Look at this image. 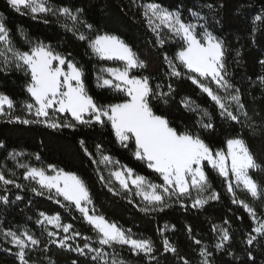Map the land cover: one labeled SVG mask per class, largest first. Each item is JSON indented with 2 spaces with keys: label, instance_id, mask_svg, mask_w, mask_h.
<instances>
[{
  "label": "trees",
  "instance_id": "16d2710c",
  "mask_svg": "<svg viewBox=\"0 0 264 264\" xmlns=\"http://www.w3.org/2000/svg\"><path fill=\"white\" fill-rule=\"evenodd\" d=\"M48 2L54 8L68 7L73 13L77 8H82L84 11L80 15V20L92 24L94 32H89L82 23L79 26L74 25L62 16L44 15L33 19L30 15L15 12L7 4V0H0V16L10 30L14 48L26 51L34 43L42 42L51 46L55 52L67 56L83 68L88 94L97 104L104 105L123 102L125 98L121 93L97 87L98 69L115 67L116 64L96 58L91 53L87 41L79 40L77 35L67 31L64 25L74 27L78 32L90 37L96 32L119 37L147 65L143 69L132 70V75L149 77L153 88L160 84L164 92L168 91L169 84L174 89L166 104L161 100H152L154 111L165 116L171 126L179 131L188 128L193 132H199L201 138L214 152L223 151L228 139L237 137L244 139L256 162L261 165V169L252 170L250 175L264 189V85L257 79L258 76L264 75V66L259 63L260 60H264V23L254 24L255 16L264 13V0H48ZM148 3H158L173 11L181 9L184 18L191 23H195L197 19L190 16L188 9L198 11L206 18L211 26L209 30L225 42L229 78L240 89L247 117L242 112H237L235 108L233 112L240 117L239 123L225 120L220 116V110L214 102L190 80L170 79L166 75L169 69L163 57L165 53L170 58L173 57L179 46L176 42H166L163 47L157 44L156 35L149 29L143 15L142 6ZM209 4L212 5L211 9L207 7ZM44 20L48 23H44ZM198 22L205 23L204 20ZM253 28L256 29L254 33ZM237 51H240V56L236 55ZM27 80L28 77L21 71L15 69L0 71V94L7 95L13 100L14 108L11 112L22 118H27L24 104L31 99L26 92ZM185 98L191 101L192 107L197 111H191L183 106L181 100ZM204 110L209 113L213 124L211 129H201L197 124ZM80 140L85 141L86 147L96 160L100 159L96 147L100 145V151L111 156L113 161H119V165L132 168L136 174L147 177L153 183H162L158 174L134 157V145L124 148L116 141L110 125L104 128L96 125L80 126L75 130H53L38 124L24 125L1 120L0 144L3 147H0V171L24 187L17 189L13 185H8L5 190V186L0 184V196L7 195L10 201L8 204L0 202V264H20L15 250L5 242L4 233L9 230L28 231L40 240L39 246L27 251L26 259L30 264H73V261L76 264H97L91 260L94 253L81 256L76 251L48 243L47 231L57 232L58 235L53 238L57 240L65 235L70 236L72 232L63 234L62 229L37 224L40 212L47 215L58 213L62 223L72 224V231L81 233V236L68 241L73 248L77 245L83 246L84 236L92 238L88 243L93 247H99L96 243V232L81 214L74 207H61L55 200H49L46 194L35 195L30 190L33 182L23 178L24 170L17 167L18 164L37 168L54 165L58 169L79 176L88 187L95 214L103 215L106 220L116 223L125 230L131 229L134 238L150 239L153 242L156 249L153 253L155 260H150L144 254L136 255L127 246L117 247L118 259L127 264H183L178 257L188 260L189 264H201L202 257L199 255L201 247H207L212 253L210 257L212 264H264V237L257 235V240L252 245L247 244L248 235H255L252 231L253 221L239 204L232 203V195L227 191L225 180L211 167L205 164V172L211 184L210 191L219 193V200L211 201L203 208H193L187 197L182 201L185 207L173 197L168 201L171 207L166 208L164 212L146 215L139 211L143 204L138 198L125 195L114 182L106 186L110 179L106 173V166L93 163L81 149ZM12 152L22 155L20 158L12 159L9 156ZM37 154L39 160L36 159ZM101 175L105 178L103 181L100 179ZM109 186L121 194L114 195L108 190ZM17 195L21 200H16ZM235 195L238 200H245L255 210L264 212V199L255 201L242 192H235ZM129 199H132L133 203H129ZM225 220L228 221L227 224L224 223ZM165 224L168 225V229L161 235L158 229H163ZM213 226L217 229L228 228L232 235L231 242L226 244L223 250L214 247L218 242L219 232H213ZM189 227L192 229L190 234L187 230ZM164 238L169 239L177 247V254L163 251ZM195 239L201 240V245H196ZM105 251L111 253L112 249L105 246Z\"/></svg>",
  "mask_w": 264,
  "mask_h": 264
},
{
  "label": "snow or ice",
  "instance_id": "6c2138e0",
  "mask_svg": "<svg viewBox=\"0 0 264 264\" xmlns=\"http://www.w3.org/2000/svg\"><path fill=\"white\" fill-rule=\"evenodd\" d=\"M7 4L15 12L29 14L33 19L40 14H54L70 19L73 24L82 23L89 32H94L92 24L80 20V15L84 11L82 8H77L73 13L68 7H52L48 0H7ZM142 7L149 28L156 34L157 44L163 47L168 40H173L179 46L173 57L170 58L166 53L163 57L169 69L166 75L170 79L190 80L202 93L207 94L225 120L237 123L240 121V117L230 110V103L235 104L237 112H242L247 117L240 89L229 78L225 42L209 30L211 26L206 18L201 16L200 12L188 9L191 17L205 21L197 25L187 21L181 9L169 10L158 3H148ZM207 7L211 9L212 5L209 4ZM257 22L264 23V13L255 16L254 24ZM44 23L48 21L44 20ZM64 27L77 35L79 40L87 41L91 53L100 60L122 63L123 67L101 68L96 81L99 88L121 93L125 97L123 102L97 104L88 94L82 67L42 42H37L26 51L14 48L10 30L0 20V44L4 46L0 50V58H3V67L0 71L7 72L14 68L28 77L25 87L31 99L24 104V109L32 118H22L13 115L11 111L5 113L4 106L7 105L11 110L14 108V102L7 95L2 94H0V115H7L9 123L38 124L53 130H75L80 126L96 125L104 128L110 125L116 141L124 148L134 145V157L158 174L162 183H153L147 177L136 174L132 168L119 165V161H113L111 156L100 151V145L96 146L100 154L99 160L89 152L84 140L79 141L80 147L93 163L103 164L106 167L113 166L106 186L111 185V178H114L125 195L134 194L142 199L143 206L139 207V211L146 215L164 212L166 208L171 207L168 201L173 197L177 202H181L182 207H185L182 203L183 198L192 199L193 208H203L209 201L219 200V193L210 191L211 184L205 172V162H207V165L227 181V191L232 194V203L239 204L256 221V210L245 200L236 198L232 183L234 178L236 187L242 186L253 198L264 199V189L250 175V170L261 169V165L256 162L244 139L239 137L228 139L226 152H214L201 138L199 132H193L188 128L179 131L172 127L165 116L158 115L154 111L151 103L153 99H157L166 104L174 91L172 85L169 84L168 91L164 92L160 84L153 88L149 77L132 75L133 69H143L147 65L129 45L115 35L96 32L90 37L78 32L74 27L70 28L67 24ZM165 30L167 40L161 35ZM255 31L256 29L253 28V33ZM236 55L240 56V51H237ZM259 63L264 66V60H260ZM257 79L264 85V75L258 76ZM221 90L226 94L225 96L219 94ZM181 103L185 108L197 111L187 98L181 100ZM197 124L204 130L213 128L207 110L201 113ZM0 147L3 145L0 144ZM19 155L22 153H9L12 159ZM36 159H40L38 154ZM17 167L25 169L23 178L33 182L30 190L35 195L47 194L49 200H55L61 207H74L96 232V243L99 247H93L88 243L92 238L84 236L83 246L77 245L73 248L68 241L81 236V233L72 231V224L62 223L58 213L47 215L45 212H40L37 224L53 225L62 229L64 233L72 232L70 236L65 235L57 240L53 239L58 235L57 232L47 231L49 244L76 251L81 256L94 253L91 260L97 264H125L123 260L118 259L116 251L117 247L124 246H128L136 255L144 254L150 260H155L153 253L156 249L150 239L134 238L131 229L125 230L116 223L106 220L103 215L95 214V208L89 207L93 202L88 187L79 176L58 169L54 165H48V169L25 164H18ZM49 171L53 174H49ZM100 179L103 181L105 178L101 175ZM0 184L5 186V190L8 185H13L17 189L24 187L14 179L7 178L2 171H0ZM108 190L114 195L121 194L111 186ZM192 190L197 193L195 198H192ZM205 193L209 194L205 196ZM16 200H21V197L17 195ZM0 202L8 204L10 201L8 196L4 195L0 196ZM128 202L133 203L132 199ZM224 223L227 224L228 221L225 220ZM167 229L168 225L165 224L164 228L158 231L162 235ZM187 230L189 234L192 231L191 227ZM212 231L219 232L215 249H225V245L232 240L228 228L217 229L213 226ZM252 231L264 237V221H258ZM4 235L10 238L9 242L18 249L15 255L20 264H30L26 259L28 255L26 250L39 246L40 240L28 231L17 234L9 230ZM257 235L249 234L247 244L252 245L257 240ZM194 243L201 245L202 241L195 239ZM162 244L164 252L178 253L177 247L169 239L164 238ZM105 246L112 249V252H106ZM199 255L202 257L201 264H212L210 259L212 253L207 247H201ZM178 258L183 264H189V261L183 257ZM73 264L76 262L73 261Z\"/></svg>",
  "mask_w": 264,
  "mask_h": 264
},
{
  "label": "rangeland",
  "instance_id": "374dc122",
  "mask_svg": "<svg viewBox=\"0 0 264 264\" xmlns=\"http://www.w3.org/2000/svg\"><path fill=\"white\" fill-rule=\"evenodd\" d=\"M143 11H144V9H143ZM27 15H29V14H27ZM44 15H54V14H40L37 18H39V17H41V16H44ZM31 16V15H30ZM63 18H65L67 21H69L70 23H72L73 24V22L70 20V19H68V18H66V17H63ZM145 18V17H144ZM0 20H2V17L0 16ZM146 20V19H145ZM146 22H147V20H146ZM194 24H197V25H199V22H198V19L196 20V22L194 23ZM74 25H77V26H79V25H81V23H76V24H74ZM147 25H148V23H147ZM149 27V26H148ZM150 29V28H149ZM151 30V29H150ZM152 31V30H151ZM153 32V31H152ZM154 33V32H153ZM155 34V33H154ZM156 35V34H155ZM161 35L162 36H164V38L167 40V31L165 30V31H163V32H161ZM167 42H175V41H173V40H168ZM36 43H34L32 46H34ZM47 46H49V45H47ZM3 44H0V50H2L3 49ZM51 47V46H50ZM52 48V47H51ZM91 51V50H90ZM9 55H10V53H9ZM96 57V56H95ZM96 58H98V57H96ZM2 59L3 58H0V65L3 67V63H2ZM99 59V58H98ZM100 60V59H99ZM108 62H111V63H114V64H116L115 65V67H123V65H122V63L121 62H114V61H108ZM102 68H107V67H102ZM11 69H14V68H11ZM101 69V68H100ZM100 69H98V72H97V74L100 72ZM133 70H135V69H133ZM105 75H107V74H105ZM97 76V75H96ZM97 82V81H96ZM212 87H213V89L215 90V85L213 84L212 85ZM221 96H225L226 94L221 90L220 91V93H219ZM226 103H227V101H226ZM230 110H234L235 108H236V106H235V104H231L230 103ZM12 110V109H11ZM11 110H9L8 108H7V105H5L4 106V111H5V113H7V112H9V111H11ZM26 115H27V118L28 119H31L32 117L31 116H29L28 115V113H27V111H26ZM1 120H6V121H8L9 120V117L7 116V115H0V121ZM223 151H227V144H226V147H225V149L223 150ZM20 156L21 155H19V156H17V158H20ZM205 164L207 165V162H205ZM209 167H211L210 165H208ZM112 167L113 166H107L106 167V173H107V175H109V177H110V170L112 169ZM115 167H119V165H115ZM45 169H48V167H45ZM23 170L25 171V169L23 168ZM215 171V170H214ZM252 170H250V172H251ZM217 174H218V172L217 171H215ZM49 174H53V173H51L50 171H49ZM219 175V174H218ZM220 176V175H219ZM224 180H225V178L224 177H222ZM112 179V182H114L116 185H117V187L119 188V190L121 191V192H123L121 189H120V187H119V184H118V182H116L115 181V179L114 178H111ZM225 182H226V188H227V181L225 180ZM232 183H233V187H234V190H235V192H242V193H245V194H247L248 196H250L251 197V195L249 194V193H247L246 192V190H244L243 189V187L242 186H240V187H236V184H235V180H234V178H233V180H232ZM209 193H205L204 195L205 196H207ZM231 194V193H230ZM47 195V194H46ZM196 195H197V193H196V191L195 190H192V198H195L196 197ZM232 195V194H231ZM129 197H136V198H138L141 202H142V204H143V201H142V199L140 198V197H137V196H135L134 194H129L128 195ZM252 199H254L255 201L256 200H258V199H256V198H253V197H251ZM188 200H190V206L192 207V199H190V198H187ZM212 201H214V200H212ZM209 202H211V201H209ZM90 208H92V206L90 205L89 206ZM256 213H257V220L256 221H254L252 218V221H253V224H254V227H256L257 226V222L258 221H264V212H262V211H259V210H256ZM45 226H47V227H51V228H54V229H57V230H59L58 228H56V227H54L53 225H45ZM22 232H24V231H18L17 232V234H20V233H22ZM63 234H66V233H64L63 232ZM254 234L255 235H257L255 232H254ZM4 238H5V242L9 245V246H11L14 250H15V253L18 251V249L14 246V245H12L9 241H10V238H8V237H6L5 235H4ZM128 247V246H127ZM32 248H30V249H28V250H26V251H29V250H31ZM18 258V257H17ZM110 259V258H109ZM19 260V259H18ZM125 264H127L126 262H125Z\"/></svg>",
  "mask_w": 264,
  "mask_h": 264
}]
</instances>
